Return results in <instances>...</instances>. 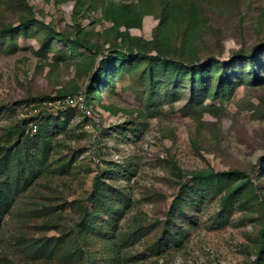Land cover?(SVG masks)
I'll return each instance as SVG.
<instances>
[{
	"label": "rangeland",
	"instance_id": "obj_1",
	"mask_svg": "<svg viewBox=\"0 0 264 264\" xmlns=\"http://www.w3.org/2000/svg\"><path fill=\"white\" fill-rule=\"evenodd\" d=\"M28 1L36 18L58 31L73 24V0ZM221 1L224 5L229 0ZM6 9L0 11V20L15 26L20 9L14 4ZM263 11L264 0H239L221 12L208 8L201 60H233L240 49L248 51L262 41ZM98 17L91 13L77 21L95 31L110 26ZM156 24L146 16L141 28L130 34L150 40ZM36 38L19 36L14 54L0 52V146L10 125L25 121L27 133L31 124L43 123L38 115L59 117L67 124L54 119L43 123L52 140H61L48 161L74 162L67 174H54L37 190L33 186L13 198L11 213L0 228V258L18 264H87L98 257L99 264H116L113 258L117 264H247L255 259L248 248L258 225L240 207L223 212L220 195H198L190 187V174L239 169L264 186V82L239 84L230 98H204L195 105L200 99H191L188 87L170 93L161 87L149 90L136 74L123 70L113 76V91L101 86V101L86 105L88 78L76 79L71 61L49 66L52 53L47 59L38 56ZM107 54L100 53L96 63ZM74 82L80 88L75 95L81 96V107L60 97L38 101L57 96ZM28 98L37 101L27 104ZM43 102L51 104L45 107ZM95 180L104 189L105 201L119 208L110 213L96 209L105 228L113 230L94 233L93 245L81 256L73 247L79 220L75 207L91 210ZM174 199L179 207L173 211ZM40 201L52 210L31 219L28 208ZM46 220L52 227L44 225ZM105 236L117 244L113 258L103 243ZM156 240L163 251H155Z\"/></svg>",
	"mask_w": 264,
	"mask_h": 264
},
{
	"label": "trees",
	"instance_id": "obj_2",
	"mask_svg": "<svg viewBox=\"0 0 264 264\" xmlns=\"http://www.w3.org/2000/svg\"><path fill=\"white\" fill-rule=\"evenodd\" d=\"M53 1L60 3L64 0ZM73 1V24L69 26V30L58 31L53 24H46L36 18L35 10L28 0H0V11L6 12V5L11 4L20 9L15 26L4 24L0 20V52L14 54L18 49L19 36L37 37V55L47 59V55L52 53L53 61L49 62V66L54 62L71 61L75 68V78H88L85 87L86 105L101 101V86L108 87L109 92L113 91V76L123 70L136 74L140 84L149 90L161 87L170 93L188 87L191 99H200L195 105H200L204 98H230L236 85L246 83L253 86L264 82V39L248 51H237L233 60L222 61L215 56H206L205 61L201 60L200 45L209 23L207 9L227 11L239 0H229L224 5L221 0ZM91 13L99 15L98 22H107L110 26L101 31L82 27L77 18ZM261 15L264 17V11ZM146 16H152L157 21L150 40L130 34L131 29L141 28ZM57 43L61 44L60 49H57ZM106 45L108 48H105ZM105 50L109 54L96 63L97 56ZM79 90L74 82L70 88L58 91L57 96L42 97L38 101L73 96ZM26 100L27 104L37 101L35 98ZM37 118L44 124L51 119L59 121L62 126L67 124L64 120L60 121L59 117L44 118L38 115ZM43 123L36 126L33 134L31 128L26 133L25 121L10 125L4 131V143L0 146V228L4 217L11 213V202L16 195L33 186L37 190L36 186L42 181L51 179L54 174L65 175L72 167L73 159L59 161L55 165L48 161L51 152H54L57 145L60 146L61 140H52L48 132H45ZM190 175V187L198 195H220L219 206L223 212L234 206L247 211L246 217L258 225L254 236L249 238L248 248L255 259L247 264H264V186L254 184L248 173L239 169L219 172L208 169L192 172ZM96 181L91 193V210L82 205L75 207L79 220L75 224L73 247L81 256L85 253V248L93 245L91 240L94 233L113 230V226L105 228L96 209L110 213L119 208L114 202L105 201L104 189ZM186 187L187 184H181L183 193H186ZM177 202L174 199L171 204L173 211L179 207ZM51 210L48 204L41 202L28 208V214L33 219L49 214ZM97 219L101 220L100 223ZM44 225L52 227L53 224L46 220ZM103 243L111 249L113 258L118 253L117 244L107 236ZM154 245L155 251H163L158 240ZM87 256L91 258L90 255ZM98 258H91L87 264H99ZM113 260L117 264V259ZM0 264L18 263L2 256Z\"/></svg>",
	"mask_w": 264,
	"mask_h": 264
},
{
	"label": "built area",
	"instance_id": "obj_3",
	"mask_svg": "<svg viewBox=\"0 0 264 264\" xmlns=\"http://www.w3.org/2000/svg\"><path fill=\"white\" fill-rule=\"evenodd\" d=\"M80 97H81L80 95H75L73 97L72 96H67V97H65L64 102H73L74 101V103L76 105H79L81 107L82 106V102H81V98ZM50 104H51L50 102H43V105L45 107L50 105ZM36 128H37L36 125L31 124V133H35L36 132Z\"/></svg>",
	"mask_w": 264,
	"mask_h": 264
}]
</instances>
